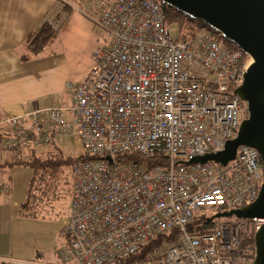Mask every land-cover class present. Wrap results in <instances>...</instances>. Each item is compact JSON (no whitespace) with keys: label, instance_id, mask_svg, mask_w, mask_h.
I'll return each mask as SVG.
<instances>
[{"label":"built area","instance_id":"2783aa9c","mask_svg":"<svg viewBox=\"0 0 264 264\" xmlns=\"http://www.w3.org/2000/svg\"><path fill=\"white\" fill-rule=\"evenodd\" d=\"M64 6L95 22L107 41L93 52L87 78L68 85L69 106L0 116V152L38 151L69 138L96 157L71 168L69 218L60 230L66 263L123 264L166 234L170 239L131 264H253L251 240L264 220L215 217L257 201L259 153L240 147L226 166L187 164L224 152L237 137L249 113L234 92L252 61L207 28L174 32L157 0ZM131 154L142 161L117 160ZM155 156L164 157L151 163ZM9 193L0 183V194ZM208 211L218 214L208 218ZM198 217L218 222L192 232Z\"/></svg>","mask_w":264,"mask_h":264},{"label":"rangeland","instance_id":"374dc122","mask_svg":"<svg viewBox=\"0 0 264 264\" xmlns=\"http://www.w3.org/2000/svg\"><path fill=\"white\" fill-rule=\"evenodd\" d=\"M59 1L70 18L65 29L57 34L52 45L48 46L43 54L52 59V104L66 106L65 104L71 103L72 93L67 85L72 83L77 86L85 80L92 66V54L105 44L107 34L92 20L64 6V1L71 3L73 0ZM60 25L51 26L55 33L56 29H60ZM173 31H177V26H173ZM55 57H57L56 62ZM246 60L254 63L250 57ZM60 63L65 65L62 75L57 68ZM61 84H63L62 88ZM58 144L66 157H78L84 154L76 140L62 138ZM33 176L34 172L29 168H13L0 180L13 189L15 198L22 199L27 196ZM34 183L35 189L31 192L28 209L33 216L22 217L14 227L15 231L19 230L20 240L17 246V259L27 261L26 263L20 261L18 264H67L65 251L68 249V242L61 236L60 230L69 218L73 193L72 170L69 167L60 171L47 169L38 174ZM206 214L208 218H212L218 214V211H208ZM221 220L233 221L234 217Z\"/></svg>","mask_w":264,"mask_h":264},{"label":"crops","instance_id":"0c3cea01","mask_svg":"<svg viewBox=\"0 0 264 264\" xmlns=\"http://www.w3.org/2000/svg\"><path fill=\"white\" fill-rule=\"evenodd\" d=\"M59 2L0 0V116L3 118H19L53 106L52 59L44 55L46 49L38 56L33 55L26 47V41L46 24H61L60 31L56 32L59 34L65 29L70 17ZM57 68L62 75L65 65L60 63ZM52 145L39 149L40 153H46ZM25 152L19 156L15 152H2L0 162L15 160L20 156L27 159L29 156ZM11 170L0 171V179ZM26 198H15L11 187L8 195H0V263L27 262L17 259L20 240L19 230L14 229L15 224L24 217L21 205Z\"/></svg>","mask_w":264,"mask_h":264},{"label":"water","instance_id":"95a60500","mask_svg":"<svg viewBox=\"0 0 264 264\" xmlns=\"http://www.w3.org/2000/svg\"><path fill=\"white\" fill-rule=\"evenodd\" d=\"M213 29L234 43L253 60L243 84L234 95L246 104L249 116L239 127L237 137L224 152L195 158L187 164L214 162L226 166L240 147L255 149L264 167V0H157ZM264 220V184L257 201L244 209L223 213L215 218ZM256 256L253 264H264V225L255 234Z\"/></svg>","mask_w":264,"mask_h":264},{"label":"trees","instance_id":"16d2710c","mask_svg":"<svg viewBox=\"0 0 264 264\" xmlns=\"http://www.w3.org/2000/svg\"><path fill=\"white\" fill-rule=\"evenodd\" d=\"M163 8L164 13H165V18L167 22L170 25L177 26L179 27L183 35H194L199 29L201 28H207L214 32L215 35L218 36V39L227 45L231 50L233 51H240V49L232 42H229L225 38L221 37L219 34H217L213 29L208 27L206 24L196 21L192 19L191 17L186 16L185 14L181 13L180 11H177L175 9L169 8L163 3L157 1ZM58 33H55L52 29L51 26L49 25H44L39 31L31 34L27 41H26V47L31 51V53L35 56L40 55L48 46H50ZM244 59H247V55H245L243 52H241ZM1 135L0 137H2ZM61 141H55L52 145V147L46 152V153H39L34 150H27L25 151H18L15 153H18L19 155H23L24 152L28 153V159L23 158L22 156L17 157L18 159L15 160H5L4 162H0V171L6 170V169H13V168H29L34 172V176L30 181V185L28 187V193H27V198L25 202L21 205V213L25 217H31L33 216V213H29V202L31 199V192L33 189H35V183L38 174L41 172H44L47 169H52L54 171H60L65 167L72 168L76 163L81 162V161H92L96 160V157L91 156L89 154H82L79 155L78 157H66L60 148V145L58 142ZM2 152H11L9 150H5ZM0 152V153H2ZM164 157V156H163ZM162 156H155L152 160L151 163H156L158 164L159 159L163 158ZM122 160L124 163H129V162H141L142 159L136 155V154H131V155H124V156H118L117 160ZM4 183V182H0ZM34 184V185H33ZM7 185V184H6ZM10 188V187H9ZM1 195V194H0ZM8 195V194H7ZM218 221L215 220H208V219H202L200 217L196 218L193 222V224L190 227V230L192 232H198V233H205L210 231L214 225ZM171 237H174L176 235L175 232L170 234ZM166 239H170L169 235H162L159 236L154 242L150 243L146 249L142 250L138 254L134 255L132 258L128 259L125 263L123 264H131L133 262H136L137 260H142L145 259L149 253L154 249L155 246L159 245L160 243L164 242ZM69 245V244H68ZM251 245L253 246V256L255 254V241L254 239L251 240ZM0 264H5V263H0Z\"/></svg>","mask_w":264,"mask_h":264},{"label":"flooded vegetation","instance_id":"af4514ba","mask_svg":"<svg viewBox=\"0 0 264 264\" xmlns=\"http://www.w3.org/2000/svg\"><path fill=\"white\" fill-rule=\"evenodd\" d=\"M243 120H244V119H243ZM243 120H242V121H243Z\"/></svg>","mask_w":264,"mask_h":264}]
</instances>
